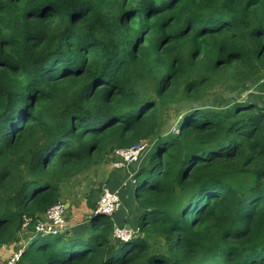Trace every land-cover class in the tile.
Masks as SVG:
<instances>
[{"label":"trees","instance_id":"1","mask_svg":"<svg viewBox=\"0 0 264 264\" xmlns=\"http://www.w3.org/2000/svg\"><path fill=\"white\" fill-rule=\"evenodd\" d=\"M263 72L264 0H0V246L146 142L107 180L116 215L36 234L16 264H264V106L243 96Z\"/></svg>","mask_w":264,"mask_h":264},{"label":"rangeland","instance_id":"2","mask_svg":"<svg viewBox=\"0 0 264 264\" xmlns=\"http://www.w3.org/2000/svg\"><path fill=\"white\" fill-rule=\"evenodd\" d=\"M232 89L233 87L217 85L209 92L210 96H212L211 100H213L217 106L226 105L228 101L220 95V93L231 95L234 91ZM162 114L165 120L169 122L168 129L172 128V125H174L175 121L179 118L177 109L164 110ZM144 143L145 150L139 153V161H141L144 155L149 156L151 152H148L149 144L146 142ZM117 166H120L118 160L113 161V158H111V156L109 157V154L102 155L97 157L96 163L88 165L80 174L68 179L61 185L62 198L60 201L67 207L65 217L68 222V228L66 231L69 230V228L86 222L91 216L99 214L97 212V201L101 194L100 190L107 184L109 176ZM130 169L129 167L126 172H131ZM124 229H126V227ZM127 230L130 236L125 241H128L132 236L138 234L137 231L134 232L131 228ZM28 236L32 238H29L30 240L28 239L27 243L21 242V238H19L18 242L14 244V249L11 247L9 249L8 246H0V264H8L9 258L20 250L24 252L26 246L35 240L36 233H33V235L30 233ZM40 237L41 236H37V238ZM113 238L116 241L122 240L117 237L115 232ZM151 248L152 251L155 252L167 251L165 242L161 241L160 238L151 239Z\"/></svg>","mask_w":264,"mask_h":264},{"label":"built area","instance_id":"3","mask_svg":"<svg viewBox=\"0 0 264 264\" xmlns=\"http://www.w3.org/2000/svg\"><path fill=\"white\" fill-rule=\"evenodd\" d=\"M145 150V143L140 142L129 148H117L114 152V156L111 158L118 160L120 168H129L139 159V153ZM122 208V201L119 192L111 190L108 186L104 185L101 188V194L97 201V212L106 214L108 216L116 215ZM67 207L59 201L52 205L42 216L31 217L24 216L22 232H32L36 234L58 236L66 231L68 228V222L65 217ZM34 228V231L33 229ZM115 233L119 239L127 240L130 234L127 229L116 228ZM1 250V249H0ZM23 251L15 253L9 258L8 264H16Z\"/></svg>","mask_w":264,"mask_h":264},{"label":"crops","instance_id":"4","mask_svg":"<svg viewBox=\"0 0 264 264\" xmlns=\"http://www.w3.org/2000/svg\"><path fill=\"white\" fill-rule=\"evenodd\" d=\"M245 90L246 91L244 92L243 95L244 98L253 96V99L260 102L264 106V72L257 79L247 84ZM113 161H116V159H113ZM30 233L31 235H33L32 232H26L24 234H20L19 238H21V242L27 243L28 239L32 238L31 236H28Z\"/></svg>","mask_w":264,"mask_h":264},{"label":"water","instance_id":"5","mask_svg":"<svg viewBox=\"0 0 264 264\" xmlns=\"http://www.w3.org/2000/svg\"><path fill=\"white\" fill-rule=\"evenodd\" d=\"M126 229H130V226L127 225V226H126Z\"/></svg>","mask_w":264,"mask_h":264},{"label":"clouds","instance_id":"6","mask_svg":"<svg viewBox=\"0 0 264 264\" xmlns=\"http://www.w3.org/2000/svg\"><path fill=\"white\" fill-rule=\"evenodd\" d=\"M116 169V168H115ZM121 169V168H120ZM106 185V184H105ZM107 186V185H106ZM100 193H101V190H100Z\"/></svg>","mask_w":264,"mask_h":264}]
</instances>
